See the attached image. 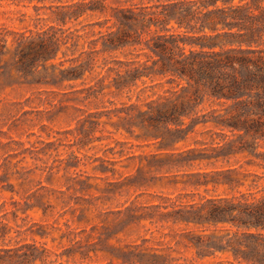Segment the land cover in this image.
<instances>
[{"label":"trees","instance_id":"16d2710c","mask_svg":"<svg viewBox=\"0 0 264 264\" xmlns=\"http://www.w3.org/2000/svg\"><path fill=\"white\" fill-rule=\"evenodd\" d=\"M10 1L50 9L55 22L0 28V64L11 53L27 76L79 47L55 78L96 72L90 93L121 99L96 110L98 121L157 145L167 162L207 166L188 179L203 191L161 212L185 225L172 237L182 248H145L135 252L141 264H194L187 250L219 257L207 264H264V0ZM86 15L105 27L90 39L76 27ZM113 52L125 57H99Z\"/></svg>","mask_w":264,"mask_h":264},{"label":"rangeland","instance_id":"374dc122","mask_svg":"<svg viewBox=\"0 0 264 264\" xmlns=\"http://www.w3.org/2000/svg\"><path fill=\"white\" fill-rule=\"evenodd\" d=\"M50 14L0 0V28L39 30L55 22ZM98 19L86 15L76 27L90 39L105 30L92 24ZM79 51L59 52L56 64H38L27 76L11 53L0 64V230L1 221L8 224L0 233V264H141L135 252L181 247L172 237L185 225L161 218L171 198L184 202L203 191L188 179L205 164L167 162L157 145L97 120L96 110L121 99L90 93L96 72L55 78ZM115 56L125 57H99ZM184 257L194 264L219 260L198 259L191 250Z\"/></svg>","mask_w":264,"mask_h":264}]
</instances>
